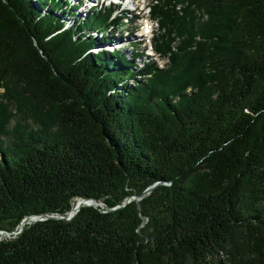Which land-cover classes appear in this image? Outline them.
Instances as JSON below:
<instances>
[{
    "label": "trees",
    "instance_id": "trees-1",
    "mask_svg": "<svg viewBox=\"0 0 264 264\" xmlns=\"http://www.w3.org/2000/svg\"><path fill=\"white\" fill-rule=\"evenodd\" d=\"M77 8L0 0V230L104 207L26 226L0 264H264V0H154L167 68L94 53L122 18L66 28Z\"/></svg>",
    "mask_w": 264,
    "mask_h": 264
},
{
    "label": "rangeland",
    "instance_id": "rangeland-1",
    "mask_svg": "<svg viewBox=\"0 0 264 264\" xmlns=\"http://www.w3.org/2000/svg\"><path fill=\"white\" fill-rule=\"evenodd\" d=\"M153 3H154V0H141V2L139 3L140 6L138 7V13L136 14L135 13H124L123 15L122 14L123 9H120V7H117L118 8L116 10L117 15L120 16L122 20L120 21V24L118 26H115L113 25L114 23H112V25L110 26V29L113 31L108 30L109 34L107 35L109 39L103 42L98 41L99 42L98 46L100 47L97 48L98 46L95 45V47L93 48L94 53L105 52V51L111 52L113 54L120 53L121 55L129 58L130 60H135L134 62H132L134 63L135 69H137L136 66H139L140 69H142L143 67L147 65H154V66H159L160 68H167V66L170 63L169 57L162 56L156 50L157 47L156 45H154V42H153L155 37L160 36L161 38L162 36L159 22L158 20L154 19L152 16L151 9H152ZM84 6L85 5L83 4V7H82L83 9H81L80 13L74 12L73 15L71 14V15L64 17V20L66 22L65 25L67 27L73 26V24L77 21V16L81 15L80 17L84 18L86 17V15L87 16L90 15V12L93 11L92 5L88 6L87 8H84ZM98 6H99L98 8L103 7L102 5H98ZM106 7H109V6H104V8ZM144 7H145V10H143ZM178 11L181 14H183L182 13L183 10H181V6H178ZM45 12L46 11H44L43 13ZM112 19L113 17H111V21ZM146 23H150L152 25V29H151V32H149L146 36L143 37V35H140L143 32V31H140V27ZM130 26H133L135 30L131 31L129 29ZM136 30L137 31L139 30V31L136 32ZM102 34L103 33L101 32L99 35L97 33L96 34L90 33V36H93V37L98 36V40H100L102 38ZM116 39H120L117 41V43L119 44L118 47L110 44L107 49H105V47L101 48L103 45L109 44V42H113ZM134 46L136 47L139 46L138 47L139 49H135ZM173 46H176V43ZM152 47L154 48L155 51H153ZM137 51L140 52L141 56L137 55L136 53ZM142 54H144V56ZM137 79H139L140 81L146 80V78L143 79V77L141 76L138 77ZM0 92H3V90L0 89ZM97 204L98 206L102 208L104 207V205L101 203H97ZM11 237L12 236L2 237V235L0 234V241L11 238Z\"/></svg>",
    "mask_w": 264,
    "mask_h": 264
},
{
    "label": "water",
    "instance_id": "water-1",
    "mask_svg": "<svg viewBox=\"0 0 264 264\" xmlns=\"http://www.w3.org/2000/svg\"><path fill=\"white\" fill-rule=\"evenodd\" d=\"M160 185L159 183L148 188L141 196H132L131 198H128L123 205L118 206L116 208L110 209V210H103L105 212L107 211H113L122 207H125L127 204H129L132 199H136L138 201L142 200V198L146 195H149L150 193L153 192V190L156 188V186ZM85 206H94V207H100L98 206V204L96 203V201L94 199H79L77 201L76 206L69 212L66 213V215H61V214H52V215H48V216H37V215H31L26 217L21 224L19 225V227L17 228L18 231H14V232H7L4 230H0V234L2 235V237L5 236H17L23 233V231L25 230L26 226L28 225H32L35 224L39 221H45L48 219H60V220H71L72 218H74L81 210V208L85 207Z\"/></svg>",
    "mask_w": 264,
    "mask_h": 264
},
{
    "label": "bare ground",
    "instance_id": "bare-ground-1",
    "mask_svg": "<svg viewBox=\"0 0 264 264\" xmlns=\"http://www.w3.org/2000/svg\"><path fill=\"white\" fill-rule=\"evenodd\" d=\"M120 8L121 9H124V11L127 9V5L125 4V1H122L121 3H120ZM81 9H83L82 7H78V9H77V11L76 12H79L80 13V11H81ZM81 16V15H80ZM72 27V26H71ZM143 32H144V35L145 34H147V33H149V32H151V24H147L145 27H144V29H143ZM93 34H96L97 33V31H93L92 32ZM99 35V34H98ZM143 35V36H144ZM95 37H98V36H95ZM118 40H120V39H116L115 41H113V42H109V44H105V45H103L101 48H104L105 47V49H107L108 47H109V45L110 44H112L113 46H116V47H118L119 46V44L117 43V41ZM97 46H98V44H96ZM100 46H98L97 48H99ZM106 52V51H105ZM77 204V203H76ZM76 206V205H75Z\"/></svg>",
    "mask_w": 264,
    "mask_h": 264
}]
</instances>
